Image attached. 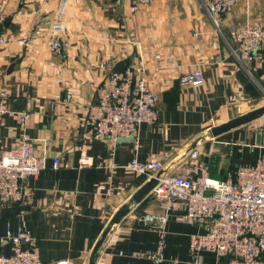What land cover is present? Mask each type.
Listing matches in <instances>:
<instances>
[{"label": "crops", "instance_id": "obj_1", "mask_svg": "<svg viewBox=\"0 0 264 264\" xmlns=\"http://www.w3.org/2000/svg\"><path fill=\"white\" fill-rule=\"evenodd\" d=\"M0 0L7 43L0 52V93L7 95L0 151L28 138L50 166L25 182V199L0 211V239L26 230L36 237L44 263L72 259L88 264L111 218L146 183L126 166L161 160L164 174L183 175L199 154L211 178L223 181L241 165L264 158V116L218 137L210 129L238 113L264 107V52L240 62L230 29L247 19L263 20L264 0H246L214 26L201 0H153L134 13L131 0ZM63 48L54 52L51 26L60 21ZM105 64V71L100 64ZM145 67L150 90L159 95L158 120L140 128L139 147L122 139L93 140L82 127L88 107L109 70ZM199 69L201 87L181 86V75ZM30 118L22 123L21 115ZM84 157L94 166H82ZM115 163L117 168L99 167ZM29 196V198H28ZM164 206L148 196L113 227L97 264H154L160 230L142 227V215H160ZM184 204L168 212L162 264H232L203 252L195 262L189 246L205 228L186 218ZM11 242L0 255L11 256ZM260 264H264V255Z\"/></svg>", "mask_w": 264, "mask_h": 264}, {"label": "built area", "instance_id": "obj_2", "mask_svg": "<svg viewBox=\"0 0 264 264\" xmlns=\"http://www.w3.org/2000/svg\"><path fill=\"white\" fill-rule=\"evenodd\" d=\"M122 1V0H119ZM153 0H131V9L138 12ZM217 30L226 14L244 0H201ZM247 3L254 0H246ZM67 0L60 9L62 16ZM6 19L0 15V52L7 40L2 32ZM49 45L54 52L63 48L61 34L65 31L60 21L52 23ZM234 44L233 54L240 62L250 60L256 53L264 52V18L247 19L230 29ZM100 68L105 71L104 63ZM204 76L199 69H193L180 77L181 86L201 87ZM7 95L0 93V130L4 127ZM97 103L88 107L82 127L96 141L109 139L114 145L122 139H131L139 147L140 128L143 124H154L158 120L159 95L152 92L145 76V67H128L124 70H109L97 89ZM30 118L29 113L21 115L22 123ZM198 152L192 150L193 161L183 175L162 174L164 166L158 156L147 161L133 159L127 166L130 172L156 178L157 186L151 192L156 202L164 206L160 215L146 214L138 219L145 228L160 230V248L151 255L154 264H162L165 237L164 227L168 212L177 203L185 205L186 218L201 227L205 233L195 235L189 250L195 262L203 252L215 253L220 259H230L232 264H260L264 255V158L255 165H241L223 180L210 177L204 163L197 162ZM82 166H94L91 158L84 157ZM61 163L55 160L50 166L45 155H39L30 139L24 138L15 148L0 151V211L5 205L20 203L25 199L24 185L31 178H37L49 168L58 170ZM99 167L117 168L115 163H100ZM29 198V196H28ZM0 242H11L12 255H0V264H74L72 259L44 263L36 237L26 230L16 235L10 232Z\"/></svg>", "mask_w": 264, "mask_h": 264}, {"label": "water", "instance_id": "obj_3", "mask_svg": "<svg viewBox=\"0 0 264 264\" xmlns=\"http://www.w3.org/2000/svg\"><path fill=\"white\" fill-rule=\"evenodd\" d=\"M264 116V107L253 108L246 113H238L237 117L210 129L212 137H218L221 134L227 133L233 129L249 125ZM124 140V139H123ZM132 141L131 139H127ZM163 172L158 173L157 177H160ZM158 180L156 178L146 182L131 198L128 204L123 205L111 218L109 226L102 234L100 240L96 243L94 249L91 252L88 264H97L98 253L100 248L105 243L108 235L114 226L120 224L122 220L131 212L132 207L141 204L157 186Z\"/></svg>", "mask_w": 264, "mask_h": 264}]
</instances>
